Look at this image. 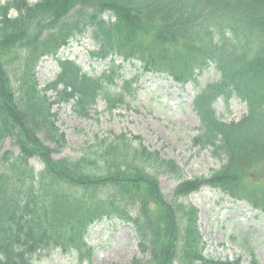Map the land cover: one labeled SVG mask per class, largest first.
<instances>
[{"label":"trees","instance_id":"trees-1","mask_svg":"<svg viewBox=\"0 0 264 264\" xmlns=\"http://www.w3.org/2000/svg\"><path fill=\"white\" fill-rule=\"evenodd\" d=\"M86 35L96 46L90 56L107 61L97 77L58 57ZM47 57L58 72L40 88L36 69ZM123 64L181 86L197 87L215 71L218 79L193 98L192 144L220 160L218 169L186 179L174 160L127 134L94 137L76 160L52 158L50 146L66 144L54 107L71 105L81 120L98 100L110 114L125 107L135 78L123 80ZM232 99L247 114L223 122L214 107ZM6 140L16 153L0 154V264H33L56 251L92 264L89 230L105 219L132 227L137 255L125 264H237L204 254L198 210L183 200L211 188L264 214V0H7L0 5V149ZM161 174L177 182L170 201Z\"/></svg>","mask_w":264,"mask_h":264},{"label":"rangeland","instance_id":"rangeland-1","mask_svg":"<svg viewBox=\"0 0 264 264\" xmlns=\"http://www.w3.org/2000/svg\"><path fill=\"white\" fill-rule=\"evenodd\" d=\"M6 1L0 0V5ZM11 14L15 16V13ZM94 51L96 46L86 35L71 40L60 50L58 57L74 61L83 72L97 77L106 68L107 61L94 60L90 56ZM118 63L121 64V61L118 60ZM57 72L56 61L44 58L36 69L40 88L52 81ZM122 76L125 81L135 78L133 98L126 99L125 107L111 114L100 100L88 120L74 117L71 105L54 107L57 126L66 140L65 146L60 149L50 146L54 151V160L78 159L96 136L105 138L127 134L138 136L149 150L174 160L183 168L186 179L206 177L220 167L221 161L213 158L209 150L192 144L199 126L193 98L201 87L218 79L212 68L198 78L197 87L192 83L181 86L162 74H143L128 64H123ZM214 108L216 116L223 122H237L247 114L246 105L237 99H232L228 107L220 101ZM5 151L16 153L8 140L3 143L0 154ZM30 165L35 171L42 169L35 160L30 161ZM158 182L162 196L170 201L177 182L165 174L159 175ZM183 202L198 210L199 231L205 243L204 254L208 258L252 264L253 255L257 264H264L263 213L211 188H203ZM87 242L95 249L92 264H125L137 255L131 225L118 220L105 219L92 225ZM33 264H77V261L72 255L62 256L56 251L35 257Z\"/></svg>","mask_w":264,"mask_h":264}]
</instances>
